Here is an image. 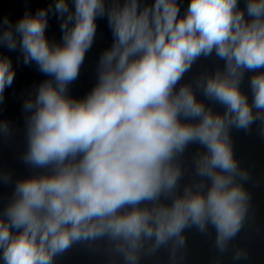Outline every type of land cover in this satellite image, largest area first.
<instances>
[{
	"label": "clouds",
	"instance_id": "obj_1",
	"mask_svg": "<svg viewBox=\"0 0 264 264\" xmlns=\"http://www.w3.org/2000/svg\"><path fill=\"white\" fill-rule=\"evenodd\" d=\"M73 3L72 13L67 0L55 4L57 13L68 14L61 44L45 36L46 9L26 12L14 25L8 17L0 21V44L15 50L19 36L24 63L35 62L52 78L24 105L35 109L25 162L52 171L17 183L7 222L0 219L5 264H52L73 243L105 237L119 241L116 251L126 264H137L144 239H154L155 248L173 239L183 246L185 228L203 232L207 224L223 252L241 229L248 199L235 183L229 129L264 122L253 113L264 112V0H245L243 10L239 0H190L183 15L179 0L143 6L112 0L108 9L105 0ZM106 14L113 45L101 57L95 87L72 99L67 85L78 78L96 20ZM213 52L225 61L224 71L198 88L224 107L222 115L200 102L191 86L177 90L193 63ZM245 71L256 73L251 103L241 91ZM14 77L11 60L0 56V99ZM190 144L206 150L195 167L210 186L175 196L181 170L173 161Z\"/></svg>",
	"mask_w": 264,
	"mask_h": 264
},
{
	"label": "water",
	"instance_id": "obj_2",
	"mask_svg": "<svg viewBox=\"0 0 264 264\" xmlns=\"http://www.w3.org/2000/svg\"><path fill=\"white\" fill-rule=\"evenodd\" d=\"M56 2L57 0H0V21L8 17L14 25L26 12L34 14L40 9H46L45 36L50 44H61V25L68 14L62 16L57 13ZM123 2L124 0H119L120 4ZM152 2L154 0H140L142 6ZM67 3L69 13L74 12L73 0H67ZM189 3L190 0H179L181 15L186 12ZM105 4L106 9L110 8L112 0H105ZM244 6L245 0H239L238 7L243 10ZM245 17L248 19L246 13ZM96 25L93 43L85 53L78 78L67 85L66 94L72 99L85 98L95 87L99 78L101 57L114 42L107 14L102 18L98 17ZM71 26L72 22H69L68 27ZM4 30V27H0V33ZM0 56L9 58L15 71L11 86L5 87L0 99V219L7 222L5 210L15 199L17 183L32 176L50 174L52 171L51 168H36L25 162L29 148L28 122L35 109L29 111L24 107L28 100L35 101L39 86L52 78L42 73L35 62L24 63L19 36L15 50L0 44ZM224 66L225 61L219 59L215 52L208 57L201 56L193 63L191 70L184 74L177 90L184 85L191 86L200 102L222 115L224 107L206 99L198 85H202L217 71L223 72ZM259 71L264 72V69ZM255 74L245 71L241 82V91L248 96L249 103L253 98L249 82ZM253 113L264 116V112L257 113L255 109ZM229 137L233 156L238 164L235 183L248 195L247 211L240 231L227 242L223 252L216 246L217 232L211 224H207L203 232L195 225L185 228L181 233L185 241L183 246L173 239L155 248L154 239H144L143 247L137 253V264H264V122L256 120L247 130L232 127L229 129ZM205 151L198 144H190L182 155H177L173 163L180 168L181 177L173 195H183L185 188L195 192L198 186H210L209 181L196 174L195 161ZM160 202L167 204L171 201L162 198ZM12 232L16 234L15 229ZM118 243L119 241H112L107 237L73 243L63 254L54 256L52 264H126L123 255L116 251ZM0 264H5L2 249Z\"/></svg>",
	"mask_w": 264,
	"mask_h": 264
}]
</instances>
